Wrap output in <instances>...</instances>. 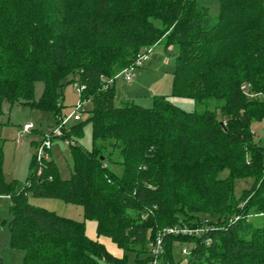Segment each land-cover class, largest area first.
<instances>
[{
	"label": "trees",
	"instance_id": "trees-1",
	"mask_svg": "<svg viewBox=\"0 0 264 264\" xmlns=\"http://www.w3.org/2000/svg\"><path fill=\"white\" fill-rule=\"evenodd\" d=\"M161 44L177 48L173 95L202 111L185 112L166 96L144 108L121 101L117 83L105 87L103 79ZM71 84L84 86L81 99L92 105L59 137L69 142L71 179L60 178L51 156H33L16 193L0 160L10 248L24 252L23 264L113 260L84 223L33 206L29 196L82 206L98 236L139 264H151V243L178 227L209 231L164 236L158 264H264V140L252 130L264 124V0H220L216 18L198 0H0V118L5 105H22L57 121ZM88 125L90 150L80 144ZM238 181H252L240 197ZM177 244L181 252L192 245L190 254L179 259Z\"/></svg>",
	"mask_w": 264,
	"mask_h": 264
},
{
	"label": "rangeland",
	"instance_id": "rangeland-1",
	"mask_svg": "<svg viewBox=\"0 0 264 264\" xmlns=\"http://www.w3.org/2000/svg\"><path fill=\"white\" fill-rule=\"evenodd\" d=\"M198 2L209 9L211 17L216 18L219 15L220 0H198ZM176 57V47H165L162 44L156 45L150 54V60L144 67L137 70L135 79L131 84H127L123 79L119 80L120 89L125 90L131 102L144 108L152 107L154 96H166L172 104L180 107L185 112L202 111L203 108L192 99L180 98L173 95V72ZM43 90L44 84L38 83L35 94L37 100L41 98ZM62 94L65 106L63 115L67 117L74 111V107L79 104L81 97L74 84L65 86L62 89ZM118 94L121 101L127 99L123 91H119ZM129 100L127 99V101ZM88 108L85 119L90 116V111L92 110L91 101ZM214 108L215 104H212L211 110ZM64 117L57 118V121H55L52 113L32 110L22 105H16L13 108L5 105L4 114L0 118V160L2 161L5 182L7 185H14L16 193H20L25 186V182L30 175L31 161L33 156L36 155L38 146L47 136L54 133L60 124V120ZM26 124H32L34 129L30 134L21 136L20 128ZM75 125L76 123L71 121L66 125V128L70 131ZM252 130L255 132L256 141L264 140V124L254 123ZM66 142L61 138L53 139L52 150L49 153L58 167L60 178L64 181L71 179L73 166L69 146ZM80 144L86 150L91 149V125L84 128V136ZM112 170L118 175H122L120 168L112 167ZM251 184L252 181H238L235 187L236 195L238 197L242 196L243 191L251 188ZM28 199L33 206L54 212L62 218L84 223L86 236L90 240L104 246L108 254L112 256L113 260L101 259V264H116L115 261L122 260L126 261L125 264H139L137 254H126L109 237L98 236L97 223L85 218L82 206L67 204L63 200L56 199H35L32 196H29ZM10 205L11 201L9 198H0V258L6 264H23L24 252L10 248L11 234L8 226V223L12 220ZM250 219L257 226L261 224L259 221H256L254 216H251ZM186 246L192 247V245ZM176 255L179 259L183 257L181 247L179 246L177 247ZM141 259H145V256L141 257ZM182 264H185V261Z\"/></svg>",
	"mask_w": 264,
	"mask_h": 264
},
{
	"label": "built area",
	"instance_id": "built-area-1",
	"mask_svg": "<svg viewBox=\"0 0 264 264\" xmlns=\"http://www.w3.org/2000/svg\"><path fill=\"white\" fill-rule=\"evenodd\" d=\"M152 50L153 48L148 49L146 52L141 54L133 66L123 70L114 78L103 79V82L105 83V87H110L115 85L117 81H119L120 79H123L124 82H126L127 84H131L135 79L137 70L144 67L145 64L150 60V54ZM84 90H85L84 86H77V92L80 94V97ZM89 104L90 101L81 99L79 104L74 107V111L67 117H64L63 119L60 120V124L55 129L54 133H52L50 136H47L46 137L47 139L45 138V140L38 146L35 155L37 163H42L43 161H46L50 158L49 153L52 150V140L54 138H59L63 135V130L66 128V125L69 122L71 121L79 122L85 120V117H87ZM33 129L34 126L32 124H26L20 130V135L23 136L26 134H30ZM66 143L67 145H69L68 141ZM39 174H41V170L39 171ZM208 231H209L208 227H199V228L178 227V228H170L164 230L163 233H161L158 236V238L151 244L150 247L151 256H152L151 264H158V259L164 252V246H163L164 236L183 235V236L201 237L204 233H208ZM208 243H210V241ZM190 250L191 247L184 246L182 247V254L184 256H187L190 254Z\"/></svg>",
	"mask_w": 264,
	"mask_h": 264
},
{
	"label": "crops",
	"instance_id": "crops-1",
	"mask_svg": "<svg viewBox=\"0 0 264 264\" xmlns=\"http://www.w3.org/2000/svg\"><path fill=\"white\" fill-rule=\"evenodd\" d=\"M119 82V81H118ZM117 82V85H116V88H117V90H118V93H119V91H123L124 92V94L126 95V97L125 98H127L128 100H129V98L127 97V94L125 93V90L124 89H120V87H119V83ZM126 99V100H127ZM130 101V100H129ZM22 129V127L20 128V130ZM36 145V144H35Z\"/></svg>",
	"mask_w": 264,
	"mask_h": 264
}]
</instances>
